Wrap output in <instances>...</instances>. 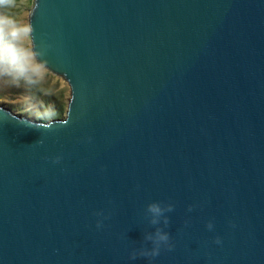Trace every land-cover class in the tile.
<instances>
[{"label": "water", "instance_id": "water-1", "mask_svg": "<svg viewBox=\"0 0 264 264\" xmlns=\"http://www.w3.org/2000/svg\"><path fill=\"white\" fill-rule=\"evenodd\" d=\"M28 28L69 99L0 107V264H264V0H33Z\"/></svg>", "mask_w": 264, "mask_h": 264}, {"label": "rangeland", "instance_id": "rangeland-1", "mask_svg": "<svg viewBox=\"0 0 264 264\" xmlns=\"http://www.w3.org/2000/svg\"><path fill=\"white\" fill-rule=\"evenodd\" d=\"M33 0H0V17L8 16L20 26L28 27V15ZM21 44L31 48L29 32L24 34ZM35 80L42 89V96L33 100L22 94L21 81L14 76H6L0 72V107L12 114L25 117L36 122H49L55 119L59 106L66 110L69 99V88L59 77L54 76L42 66L36 67Z\"/></svg>", "mask_w": 264, "mask_h": 264}, {"label": "clouds", "instance_id": "clouds-1", "mask_svg": "<svg viewBox=\"0 0 264 264\" xmlns=\"http://www.w3.org/2000/svg\"><path fill=\"white\" fill-rule=\"evenodd\" d=\"M30 28L20 26L15 20L8 16L0 17V34L3 36V43L0 45V72L6 76H14L15 79H22L26 84H35L36 67H39L37 54L31 48H25L21 44L24 34L28 33ZM148 211L154 217L160 216L162 209L157 204L148 206ZM155 223V219L153 220ZM156 248L151 250V255L158 254V246L168 244L169 237L167 233L157 231L154 237ZM149 253H144L148 255Z\"/></svg>", "mask_w": 264, "mask_h": 264}, {"label": "trees", "instance_id": "trees-1", "mask_svg": "<svg viewBox=\"0 0 264 264\" xmlns=\"http://www.w3.org/2000/svg\"><path fill=\"white\" fill-rule=\"evenodd\" d=\"M2 43H3V36L2 34H0V45H2ZM20 81L22 87V94L33 100H37L42 96V89L36 80H35L36 81L35 84L33 85L26 84L22 79H20ZM65 111L66 110L62 106H59L56 112V117L63 116L65 114Z\"/></svg>", "mask_w": 264, "mask_h": 264}]
</instances>
